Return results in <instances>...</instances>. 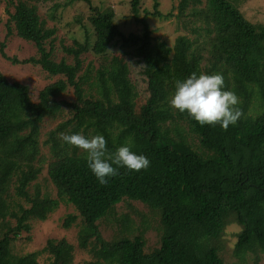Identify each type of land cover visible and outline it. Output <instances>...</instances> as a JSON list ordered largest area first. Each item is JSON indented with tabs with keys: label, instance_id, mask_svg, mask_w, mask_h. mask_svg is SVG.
Wrapping results in <instances>:
<instances>
[{
	"label": "trees",
	"instance_id": "16d2710c",
	"mask_svg": "<svg viewBox=\"0 0 264 264\" xmlns=\"http://www.w3.org/2000/svg\"><path fill=\"white\" fill-rule=\"evenodd\" d=\"M55 1L19 0L6 8L7 38L16 32L19 39L35 45L39 58L9 57L5 42L0 43L2 57L13 65L40 66L50 77L61 79L46 86L34 102L27 85L11 81L0 70V264H40L44 253L49 255L48 264H74L75 247L65 239L49 240L39 252H13L14 242L31 232L30 222L47 221L61 202L72 204L83 219L78 242L80 249L93 254L95 260L89 264H224L218 242L231 219L242 227L236 252H264V25L251 23L230 0H181L167 15L156 2L154 12L147 11L144 17L141 0H131L133 19L143 34L125 36L112 12L98 10L90 0H67L89 4L95 36L93 43L76 41L64 47L72 57L70 64L57 61V31L48 29L39 15L38 3ZM149 17H175L191 35L179 39L172 60L170 50L167 56L155 49ZM119 38L145 65L151 98L139 115L115 102L102 69L91 84L99 96L84 88L92 77L90 72L81 75L82 56L106 55ZM157 64L165 67L155 70ZM193 72L223 75L225 90L240 98L244 112L235 126L227 131L218 125L200 126L171 107L176 81ZM70 88L76 97L73 103L63 99ZM64 108L74 115L51 131L44 143L53 158L48 174L58 198H52L39 189L32 192V187L42 173L43 124ZM60 133L102 135L111 153L127 141L133 152L150 160V167L139 172L119 168L118 175L101 185L87 165V154L62 141ZM124 200L160 213L159 247L147 251L144 233L131 235L127 221L124 236L103 238L100 222ZM76 221L77 216L70 215L64 228Z\"/></svg>",
	"mask_w": 264,
	"mask_h": 264
},
{
	"label": "rangeland",
	"instance_id": "374dc122",
	"mask_svg": "<svg viewBox=\"0 0 264 264\" xmlns=\"http://www.w3.org/2000/svg\"><path fill=\"white\" fill-rule=\"evenodd\" d=\"M19 0H0V43L7 45L6 53L9 57H17L19 60H29L39 58L38 51L33 43L26 42L16 36V32L7 38V21L9 19L6 8L9 3H17ZM27 1V0H23ZM92 5L102 12H112L114 23L119 27L125 36L132 33L142 35V26L135 23L131 10V0H90ZM181 0H141L140 15L144 17L147 11L154 12L155 3L160 4L159 10L167 15L171 13ZM206 1V0H203ZM253 24L264 25V0H230ZM29 2V1H28ZM35 4L34 2H30ZM39 15L46 23L48 29H56L54 47L57 61L66 59L68 63H73L72 57L64 52V47H72L74 43H88L95 40L94 29L89 21L93 16L89 4L86 2H75L70 4L67 0H57L51 3H38ZM12 9V8H11ZM13 12V9L11 10ZM178 11H174L176 15ZM148 22L153 30L155 49L165 55L169 52V60L176 54L173 52L177 47L181 37L189 36L180 28V23L175 17L168 19L149 17ZM49 42L47 49H50ZM154 52H157V51ZM167 55V53H166ZM168 56V55H167ZM84 65L81 75L90 72L92 79L85 83L84 88L87 94L98 97L96 87H91L96 73L102 69L107 74V78L112 85L113 99L115 102H123L136 114H140L142 108L151 98V91L148 86V78L145 75V65L137 52L130 46L124 44L122 38L117 39L106 55L96 56L94 54H84L82 56ZM165 67L157 64L155 70ZM0 70L11 81H18L27 85L30 89V96L34 102H38L40 92L48 85L55 83L60 77H50L40 66L32 64L13 65L5 60L0 52ZM162 74V71L160 72ZM68 102L76 101L74 89L63 97ZM256 116L254 111L251 112ZM74 112L68 108L63 109V113L52 119H46L42 128L41 155L43 156L42 173L37 182L33 184L32 192L39 189L42 194L52 198H58L57 190L49 179L48 168L53 161L50 149L45 146V141L49 138L51 131L60 124L68 121ZM70 215H76L77 221L70 229L64 228V223ZM124 221L131 227V235H141L143 232L147 241V251L159 247L160 244V222L161 217L158 211L151 210L145 204L124 200L115 207L107 218L100 222V230L103 238L107 241L119 239L125 235L122 233ZM15 222H13L14 224ZM32 230L30 233H23L17 242L13 244V252L16 255H27L41 251L49 240H67L75 247L74 264H89L94 261L93 254L88 250L79 248L78 235L84 226L82 217L76 208L69 203L61 202L59 209L51 214L47 221H31ZM242 227L234 219H231L222 239L218 242L220 246V256L224 264H264V252L253 254L251 252L242 255L236 252L238 234ZM49 255L44 253L38 258L40 264L49 263Z\"/></svg>",
	"mask_w": 264,
	"mask_h": 264
},
{
	"label": "clouds",
	"instance_id": "9594fccd",
	"mask_svg": "<svg viewBox=\"0 0 264 264\" xmlns=\"http://www.w3.org/2000/svg\"><path fill=\"white\" fill-rule=\"evenodd\" d=\"M170 105L181 114L187 113L200 126L218 125L224 131L230 125L235 126L244 116L240 98L233 91L225 90V80L221 74L197 75L193 72L183 81L177 80ZM59 138L87 154V165L101 185H107L110 178L118 175L119 168L139 172L150 167V160L133 152L127 141L111 153L102 135L88 138L83 134L60 133Z\"/></svg>",
	"mask_w": 264,
	"mask_h": 264
}]
</instances>
